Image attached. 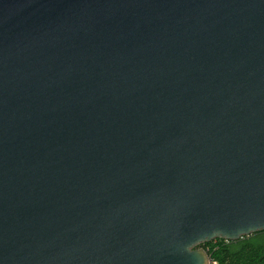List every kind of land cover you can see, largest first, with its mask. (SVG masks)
I'll list each match as a JSON object with an SVG mask.
<instances>
[{
	"label": "water",
	"instance_id": "1",
	"mask_svg": "<svg viewBox=\"0 0 264 264\" xmlns=\"http://www.w3.org/2000/svg\"><path fill=\"white\" fill-rule=\"evenodd\" d=\"M262 231L264 0H0V264Z\"/></svg>",
	"mask_w": 264,
	"mask_h": 264
},
{
	"label": "trees",
	"instance_id": "2",
	"mask_svg": "<svg viewBox=\"0 0 264 264\" xmlns=\"http://www.w3.org/2000/svg\"><path fill=\"white\" fill-rule=\"evenodd\" d=\"M213 264H264V231L238 241L221 238L201 245Z\"/></svg>",
	"mask_w": 264,
	"mask_h": 264
},
{
	"label": "built area",
	"instance_id": "3",
	"mask_svg": "<svg viewBox=\"0 0 264 264\" xmlns=\"http://www.w3.org/2000/svg\"><path fill=\"white\" fill-rule=\"evenodd\" d=\"M213 264V263H212Z\"/></svg>",
	"mask_w": 264,
	"mask_h": 264
}]
</instances>
